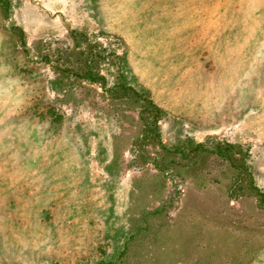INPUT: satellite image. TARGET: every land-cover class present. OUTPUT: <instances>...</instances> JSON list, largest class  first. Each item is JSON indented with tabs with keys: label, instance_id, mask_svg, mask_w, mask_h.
<instances>
[{
	"label": "rangeland",
	"instance_id": "rangeland-1",
	"mask_svg": "<svg viewBox=\"0 0 264 264\" xmlns=\"http://www.w3.org/2000/svg\"><path fill=\"white\" fill-rule=\"evenodd\" d=\"M9 3L0 264H264V0Z\"/></svg>",
	"mask_w": 264,
	"mask_h": 264
},
{
	"label": "trees",
	"instance_id": "trees-1",
	"mask_svg": "<svg viewBox=\"0 0 264 264\" xmlns=\"http://www.w3.org/2000/svg\"><path fill=\"white\" fill-rule=\"evenodd\" d=\"M10 7L11 6L9 0H0V8L4 10V13H8ZM17 30L20 35L21 43L23 46H25V42H23V36H24L23 31L19 28H17ZM60 55L61 53H59L58 56ZM42 56L43 57H41V60L52 62L54 64L58 62L56 60L52 61L48 59L47 55H42ZM82 63H84L85 66L87 65V62L85 60H82ZM92 70L84 71L83 74L78 76L75 75L74 77L80 79L85 78L91 82H102L103 79L100 77L99 72H93ZM57 85H58V81H53L51 83V89L57 90ZM117 86L118 85H116V87ZM112 89L114 90L115 88L113 87ZM129 89L130 88L126 87L125 90L128 91ZM147 104L152 108L155 115L160 113V111L154 106V104L150 100L147 101ZM217 153L220 156V158L226 160L230 164V166L235 169L234 171H237L236 179L233 180L232 183L230 184V188H229L230 195L238 196L243 193L246 194V192L252 193L258 202V207L264 209V189H260L256 187V185L253 183L251 175L248 169L245 167L244 159L241 157H240L241 159H237L235 157L236 153L231 149V145L228 144L226 145V147H224V149L217 150ZM99 264H103V263H99Z\"/></svg>",
	"mask_w": 264,
	"mask_h": 264
}]
</instances>
